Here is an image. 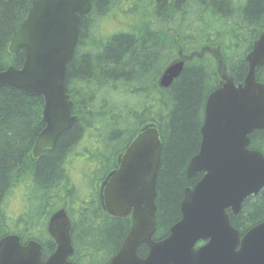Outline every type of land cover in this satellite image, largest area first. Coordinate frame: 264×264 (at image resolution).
<instances>
[{"label": "trees", "instance_id": "1", "mask_svg": "<svg viewBox=\"0 0 264 264\" xmlns=\"http://www.w3.org/2000/svg\"><path fill=\"white\" fill-rule=\"evenodd\" d=\"M31 1L0 0V72L8 66L19 68L24 61L22 50L10 55L7 47ZM90 1L66 68V91L76 120L54 148L30 160L34 141L44 128L43 99L0 88V238L14 233L23 241L48 244L46 220L65 203L72 220L73 264H105L119 250L130 222L103 211L99 185L148 125H155L162 145L153 239L168 235L180 220L184 189L202 176L188 178L185 172L199 149L206 98L219 83L218 59L241 82L247 72L245 54L264 29V0ZM115 14L134 21L107 34L101 25ZM181 58L179 77L168 88L159 87L165 68ZM255 77L264 84V67L256 70ZM87 136L91 144L82 151L86 159H81L80 196L67 167ZM249 138V148L264 155V128ZM18 188L23 206L12 222L5 213L6 202ZM228 215L241 236L262 222L264 189L245 199L239 214ZM7 222L13 223V231L6 228ZM146 253V247H139V257Z\"/></svg>", "mask_w": 264, "mask_h": 264}, {"label": "water", "instance_id": "2", "mask_svg": "<svg viewBox=\"0 0 264 264\" xmlns=\"http://www.w3.org/2000/svg\"><path fill=\"white\" fill-rule=\"evenodd\" d=\"M90 9V0H32L9 41L8 51L23 50L24 61L20 68L0 72V88L41 96L44 102V128L34 141V157L54 148L57 138L74 124L66 67L74 55L80 19ZM246 61L247 72L239 83L218 59L219 83L206 98L199 149L185 172L188 178L202 176L184 190L180 220L165 238L152 240L162 148L156 128L143 127L118 158L117 169L100 186V200L109 216H129L130 227L107 264H264V221L240 236L227 213L239 214L242 202L264 189V155L248 148L249 135L264 128V84L255 79L256 69L264 66V32ZM183 64L181 58L167 66L159 87L168 88ZM70 229L63 208L50 215L46 230L55 252L45 262L36 241L21 245L17 235H6L0 239V264H71ZM199 241L204 244L195 249ZM141 245L148 249L143 259L136 254Z\"/></svg>", "mask_w": 264, "mask_h": 264}, {"label": "rangeland", "instance_id": "3", "mask_svg": "<svg viewBox=\"0 0 264 264\" xmlns=\"http://www.w3.org/2000/svg\"><path fill=\"white\" fill-rule=\"evenodd\" d=\"M134 21L131 19H125V17H123L120 14H115L114 17H109L108 19H106L103 24L101 25V28L103 29L104 32L108 33H115L119 28L123 27L124 23H126L127 21ZM96 30V29H95ZM92 33H97V32H92ZM95 35V34H92ZM94 142V141H93ZM91 144V139L90 137H85L82 142H80V146L78 147L79 149H81V159L82 161L86 159L85 155L82 153V151H86L88 147H90L89 145ZM35 158L33 157L32 153L30 155V160H34ZM78 160H75L74 163L69 164V166L67 167V175L69 176V178L71 179L70 181L72 182L73 186H76V189L78 191V195L81 196V190L83 189V185H84V180L82 182V177L79 178L78 177V173L77 170L79 169V174L81 176V170H82V163H77ZM82 182V183H81ZM17 191H13V194L7 199L6 202V210L5 213L8 215V220H11L12 222H14V220L16 219L17 213L20 209H22L21 205L23 206V202H21V194L22 192L19 191L20 188L16 189ZM12 222H7L6 223V228H9L11 231L14 230L13 228V223Z\"/></svg>", "mask_w": 264, "mask_h": 264}, {"label": "flooded vegetation", "instance_id": "4", "mask_svg": "<svg viewBox=\"0 0 264 264\" xmlns=\"http://www.w3.org/2000/svg\"><path fill=\"white\" fill-rule=\"evenodd\" d=\"M71 158L74 161L75 159L78 160V163L81 164V154L78 153L77 155H75V153H73ZM77 173H78V177L80 178L79 169L77 170ZM39 246H40L41 261L44 262L54 253L55 244L53 243V241L50 240V242L48 241V244L46 245H43V243H39ZM79 264H81V262Z\"/></svg>", "mask_w": 264, "mask_h": 264}, {"label": "bare ground", "instance_id": "5", "mask_svg": "<svg viewBox=\"0 0 264 264\" xmlns=\"http://www.w3.org/2000/svg\"><path fill=\"white\" fill-rule=\"evenodd\" d=\"M45 150H50V149H44V150H41L40 153L43 152V151H45ZM31 153H32V152H31ZM40 153H39V154H40ZM39 154H38V156H39ZM32 155H33V154H32ZM38 156H37V157H38ZM33 157H34V156H33ZM37 157H34V158L36 159Z\"/></svg>", "mask_w": 264, "mask_h": 264}]
</instances>
